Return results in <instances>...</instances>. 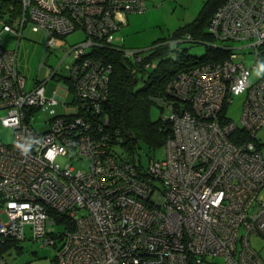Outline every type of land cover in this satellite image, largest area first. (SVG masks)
I'll list each match as a JSON object with an SVG mask.
<instances>
[{
    "label": "built area",
    "instance_id": "1",
    "mask_svg": "<svg viewBox=\"0 0 264 264\" xmlns=\"http://www.w3.org/2000/svg\"><path fill=\"white\" fill-rule=\"evenodd\" d=\"M145 10V0H0V126L13 131L10 143L0 140V245L25 241L29 227L31 242L56 249L52 264H264L249 245L252 234L264 239V73L251 82L257 65L243 59L264 54V0H224L213 13L206 46L223 55L174 75L169 98L154 97L171 134L164 159L142 168L121 159L103 132L111 66L88 46L113 50L126 16ZM39 32L44 51L84 35L63 50L68 87L53 98L45 87L58 68L30 90L17 68L20 40ZM174 42L204 44L190 35ZM121 52L143 71L156 68L143 51ZM234 97L244 100L241 128L225 115ZM57 102L67 112L37 131L35 112ZM59 157L70 163L61 167ZM82 161L87 168L76 169ZM61 214L73 228L54 237Z\"/></svg>",
    "mask_w": 264,
    "mask_h": 264
},
{
    "label": "rangeland",
    "instance_id": "2",
    "mask_svg": "<svg viewBox=\"0 0 264 264\" xmlns=\"http://www.w3.org/2000/svg\"><path fill=\"white\" fill-rule=\"evenodd\" d=\"M206 1L207 0H145L146 11L143 14H132L134 16L128 19L129 24L122 27V30L115 35L113 44L119 48L143 51L145 56H149L152 52L151 48L155 43L169 40L180 28L192 22L199 15ZM2 38L5 41L7 48L13 49L16 46L17 40L10 33H3ZM81 39H83L82 32H77L75 35H68L65 38L60 37L57 39L53 49L44 51L45 37L43 33H31L28 36L23 37L17 48V68L19 74L26 80V90L32 88L33 82L37 78L45 79L48 77L51 70L58 68V77L51 79L46 84L45 93L48 98H53L54 92L58 95L62 94L65 90L63 89V86L68 85L67 81L64 79L65 75H63V68L60 65L64 57L63 50L66 47L77 43ZM168 42H170V52H168L167 58L172 59L176 57L175 51L180 52L183 50L189 56L200 58L206 53V44H208V42L199 45L190 42L177 44L173 40ZM215 43L219 44V42ZM88 47H92L90 56H94L101 51L107 50L91 45ZM121 54L123 53L121 52ZM102 57L103 56H101V61L106 63V65H109L110 63L106 62V59ZM243 59H245V65L247 67H251L254 63L257 65L256 69L252 70V76L250 79L251 82L256 81L264 73V67L261 63L262 57H260L257 62H254L255 60L252 55H244ZM155 60L159 59L157 58ZM140 75L141 74L138 76ZM140 85L141 83H139V86ZM69 100L70 93L66 96V105L70 103ZM243 101V97H234L232 103L229 104L225 110L226 117L238 128L242 127L241 114ZM72 107L73 106L70 105L69 109ZM66 112V106L61 102L46 105L43 109L36 111L33 116L35 129L37 131H43L47 120L64 115ZM161 114L162 110L158 106H153L151 108L152 120L159 119ZM163 114L168 117L169 112L165 110L163 111ZM12 138L13 131L9 128H3L0 126V140L4 143H10ZM257 141L259 143L260 153L264 158V126L257 133ZM117 152L120 156L124 154L121 147L117 149ZM147 154L152 156L145 148L139 150L143 166H146L147 164ZM164 154L165 150L162 146L156 151L155 159H162ZM123 157H126L124 158L125 160H130V156L128 157L127 154ZM56 161L61 167L70 163L67 158L62 157L57 158ZM73 164L76 169L87 168L86 161H82L79 164ZM55 229L56 231H59L62 227L55 226ZM25 237L26 240L17 245H13L10 241L7 243L8 246L4 249L2 255L8 264H24L33 260L39 264L54 263V257L56 254L55 248L46 245L41 246L40 243L31 242V230L29 227H25ZM249 245L255 252L264 257V239L262 237L252 234L249 238Z\"/></svg>",
    "mask_w": 264,
    "mask_h": 264
},
{
    "label": "trees",
    "instance_id": "3",
    "mask_svg": "<svg viewBox=\"0 0 264 264\" xmlns=\"http://www.w3.org/2000/svg\"><path fill=\"white\" fill-rule=\"evenodd\" d=\"M223 3L224 0H207L199 15L192 22L180 28L169 40L155 43L151 48V54L147 56L149 59H159L153 71L148 72L140 69L130 59L123 57L121 51L124 48H119L114 44L113 50L97 53L99 57L103 56L102 58H105V61L111 66L108 82L109 96L101 104V112L98 117L107 121L103 132L109 135V144L123 149L124 154L122 156L117 152L121 159L126 158L123 156L127 154L128 157L130 156V160L126 161L144 168L147 164L143 166L139 150L145 148L151 153L152 156L147 154L148 160L149 158L155 159L156 151L162 146L164 148L165 140L171 134V127L168 121H162L160 117L157 120H152L151 108L158 106L153 101L154 97L160 95L163 99L169 98L164 92V87L174 75L186 68L202 62L213 61L223 55V52L207 47L206 53L200 58L189 56L184 50L175 51L176 57L174 59L167 58L168 52H170V42L168 41H178L190 35L198 42H211L213 38L206 28L213 13ZM127 17L128 15L126 22ZM192 44L199 45L198 43ZM261 63L264 67V54ZM139 74L141 75L138 76ZM139 83H141L140 86ZM158 107L160 108V106ZM238 134L239 132H237ZM237 135L235 133L230 137L232 142L238 143L237 140L242 138ZM164 157L155 160H163ZM55 224L62 227V231L55 229L54 237H60L64 232L63 230L73 228V223L62 214L55 216ZM12 244L17 245L18 243L12 242ZM7 246L8 244L0 245V256H3L2 253Z\"/></svg>",
    "mask_w": 264,
    "mask_h": 264
},
{
    "label": "crops",
    "instance_id": "4",
    "mask_svg": "<svg viewBox=\"0 0 264 264\" xmlns=\"http://www.w3.org/2000/svg\"><path fill=\"white\" fill-rule=\"evenodd\" d=\"M133 16H134V15H128L126 25L129 24V20H128V19H130V17H133ZM126 25H125V26H126ZM121 30H122V29H121ZM121 30H120V31H121ZM75 34H76V33H75ZM75 34H73V35H75ZM79 41H80V40H79ZM55 77H58V76H55ZM37 79H38V78H37ZM37 79H36V80H37ZM36 80H35V81H36ZM33 83H34V82H33ZM63 87H66V86H63Z\"/></svg>",
    "mask_w": 264,
    "mask_h": 264
},
{
    "label": "bare ground",
    "instance_id": "5",
    "mask_svg": "<svg viewBox=\"0 0 264 264\" xmlns=\"http://www.w3.org/2000/svg\"><path fill=\"white\" fill-rule=\"evenodd\" d=\"M66 87H68V85Z\"/></svg>",
    "mask_w": 264,
    "mask_h": 264
}]
</instances>
